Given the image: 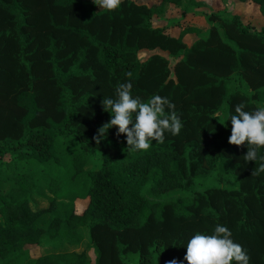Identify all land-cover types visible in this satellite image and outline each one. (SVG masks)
Returning a JSON list of instances; mask_svg holds the SVG:
<instances>
[{"label":"trees","instance_id":"obj_1","mask_svg":"<svg viewBox=\"0 0 264 264\" xmlns=\"http://www.w3.org/2000/svg\"><path fill=\"white\" fill-rule=\"evenodd\" d=\"M239 1L264 17V0ZM168 4L183 0H120L111 11L89 0H0V264H92L89 249L94 264H187V240L217 223L249 264H264V171L244 161L246 144L228 142L234 106L264 104V29L211 15L205 37L180 24L174 37L152 26ZM141 52L155 53L141 61ZM125 81L144 101L167 97L180 133L128 152L114 126L97 143L110 119L101 101ZM95 153L102 167L87 171ZM45 191L48 208L33 210L31 194ZM175 191L190 196L163 199ZM78 200H88L82 213ZM85 230L86 250H67ZM45 241L52 251L33 257L27 247Z\"/></svg>","mask_w":264,"mask_h":264},{"label":"clouds","instance_id":"obj_2","mask_svg":"<svg viewBox=\"0 0 264 264\" xmlns=\"http://www.w3.org/2000/svg\"><path fill=\"white\" fill-rule=\"evenodd\" d=\"M93 3L102 10L111 11L119 6L120 0H93ZM127 75L130 76L131 73ZM131 89L130 81L118 83L114 92L115 98L104 97L101 101L104 111L110 114V119L93 137L97 143L114 126L117 128L118 137L125 134V150L128 152L147 150L153 141L163 142L165 133L172 136L180 133L181 119L174 110L175 105L167 97L154 94L144 101L141 97L134 96ZM220 115L222 114L217 113L214 117ZM229 120V144H246L244 161H254L256 167L259 161L258 171H264V154H259V150L264 147V106L245 110L244 105L238 103L234 106ZM184 247V261L187 264H249L250 261L242 245L234 241L231 230L220 223L215 224L210 233L198 232L192 235ZM167 264L181 262L173 258Z\"/></svg>","mask_w":264,"mask_h":264},{"label":"rangeland","instance_id":"obj_3","mask_svg":"<svg viewBox=\"0 0 264 264\" xmlns=\"http://www.w3.org/2000/svg\"><path fill=\"white\" fill-rule=\"evenodd\" d=\"M92 1L93 0H89ZM137 3H142L146 5H153L159 3L160 0H135ZM197 2L205 3L204 7H194L190 4L189 0H183V4L180 7L175 8V12L168 13L165 17H154L152 20V26L155 28H164L168 34L177 36L179 34L178 24L183 27H196L199 28L202 32V37H205L208 33L210 25L208 24V19L211 15L222 16L224 18H230L232 16L238 15L242 18L244 25L252 28L253 30L259 31L264 29V17L261 15L259 6L253 2L242 3L239 0H195ZM98 10H101L97 6ZM196 40V37L189 35L185 37V41L188 45H191ZM155 53V52H153ZM153 53L150 52H141L139 54V59L141 61L147 60ZM159 54L168 57L166 53L158 52ZM171 65H174V61L170 59ZM258 106H264L262 103H258ZM9 156L5 160H10ZM102 156L99 154H93L91 160L86 166L87 171L98 170L102 167ZM11 186L5 188L7 192ZM190 196L183 191H175L163 196V199L166 201L177 200L180 198H186ZM52 195L49 192H46L41 195L40 193H33L30 196V205L33 210H42L46 209L49 206V199ZM88 200L85 201H76V211L82 213V211L87 207ZM86 238V239H85ZM88 239H90L89 233L87 230L84 231V242L78 247H69V251H78L82 252L86 250L88 245ZM30 251V254L33 257L41 256L51 252L49 248V243L45 241L40 247H27ZM90 256V261L92 264L95 263V255L93 250H87Z\"/></svg>","mask_w":264,"mask_h":264},{"label":"crops","instance_id":"obj_4","mask_svg":"<svg viewBox=\"0 0 264 264\" xmlns=\"http://www.w3.org/2000/svg\"><path fill=\"white\" fill-rule=\"evenodd\" d=\"M177 6H174V5H171V4H168L167 6H166V8H165V17H166V15H168V13H171V12H175V8H176ZM163 17H164V14L162 15ZM162 16H155V17H162ZM155 28V27H154ZM158 28V27H157ZM159 29H163V30H165V32H166V29H164L163 27L162 28H159ZM167 34H168V32H166ZM179 35V34H178ZM173 36V35H172ZM174 37H177V36H174Z\"/></svg>","mask_w":264,"mask_h":264}]
</instances>
